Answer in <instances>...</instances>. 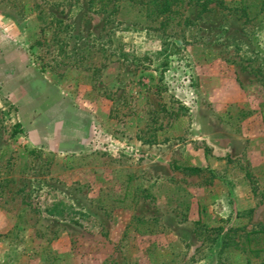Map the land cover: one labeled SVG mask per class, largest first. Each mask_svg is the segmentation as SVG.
Segmentation results:
<instances>
[{
    "label": "rangeland",
    "instance_id": "1",
    "mask_svg": "<svg viewBox=\"0 0 264 264\" xmlns=\"http://www.w3.org/2000/svg\"><path fill=\"white\" fill-rule=\"evenodd\" d=\"M151 1L0 0V264H264V0Z\"/></svg>",
    "mask_w": 264,
    "mask_h": 264
},
{
    "label": "trees",
    "instance_id": "2",
    "mask_svg": "<svg viewBox=\"0 0 264 264\" xmlns=\"http://www.w3.org/2000/svg\"><path fill=\"white\" fill-rule=\"evenodd\" d=\"M152 2L162 7L161 12L167 11L169 9V0H152L151 2H147V3H152ZM106 5L107 3H105V6ZM17 126L20 127L21 125L17 124ZM178 168H181V167H178ZM184 169H187L194 173H199L203 171V168L199 166H186L184 167Z\"/></svg>",
    "mask_w": 264,
    "mask_h": 264
}]
</instances>
